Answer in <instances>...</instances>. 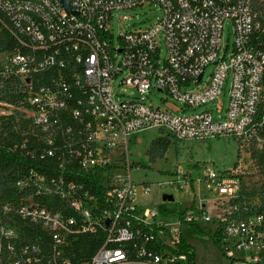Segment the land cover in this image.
Wrapping results in <instances>:
<instances>
[{
  "label": "built area",
  "instance_id": "obj_1",
  "mask_svg": "<svg viewBox=\"0 0 264 264\" xmlns=\"http://www.w3.org/2000/svg\"><path fill=\"white\" fill-rule=\"evenodd\" d=\"M69 3L0 0V137L21 157L17 169L0 167V264H188L178 243L183 225L196 223L215 225L228 264H264V161L206 168V191L166 223L140 203L151 185L133 181L129 157L130 137L153 127L264 149L256 0ZM151 4L161 9L155 22L115 39L114 10ZM228 22L234 42L226 54ZM229 75L224 114L222 104L216 119L211 109L184 112L220 97ZM116 84L136 92L117 99ZM151 89L183 107L148 103ZM182 172L170 179L178 188L198 179ZM97 232L100 246L81 251L80 236Z\"/></svg>",
  "mask_w": 264,
  "mask_h": 264
},
{
  "label": "rangeland",
  "instance_id": "obj_2",
  "mask_svg": "<svg viewBox=\"0 0 264 264\" xmlns=\"http://www.w3.org/2000/svg\"><path fill=\"white\" fill-rule=\"evenodd\" d=\"M262 1L257 0V6ZM160 16L161 9L155 4L114 10L112 31L115 39L121 32L146 27ZM222 42L223 51L226 44H229L226 51V54H229L234 42L231 22L225 25ZM165 53L166 49L163 43V55ZM213 68L214 65L207 68L205 80ZM230 82L231 75L228 76L220 97L196 107H189L184 112L195 113L211 109L216 119L217 106L222 104L221 114H224L229 105ZM135 92L134 87L116 84L113 95L117 99H126ZM147 102L161 107H167V102L174 108L183 107V104L168 92L157 89H151ZM162 137H164V141L154 142L155 139ZM240 146H245V148ZM256 154L254 145H240L232 137H212L204 140L179 139L158 127L148 128L130 137L129 141V157L133 165L132 179L137 183L144 182L151 185L150 192L139 196V201L144 203L145 207L156 212L158 221L166 223H173L180 219L184 209L191 203L193 195L197 198L198 195L206 191V183L199 181L203 180L206 168L210 167L220 171L229 170L238 165L240 161H250L255 158ZM180 166L182 171H186L184 176L190 172L195 178H198L193 180L192 186L187 185L184 189L178 188L170 182L174 176L183 177V172L178 170ZM164 193L173 194L174 199L164 200ZM214 226L212 223L183 225V235L195 249V264H228L214 236L212 230Z\"/></svg>",
  "mask_w": 264,
  "mask_h": 264
},
{
  "label": "trees",
  "instance_id": "obj_3",
  "mask_svg": "<svg viewBox=\"0 0 264 264\" xmlns=\"http://www.w3.org/2000/svg\"><path fill=\"white\" fill-rule=\"evenodd\" d=\"M257 2V0H256ZM256 9L258 10L262 25L264 27V0L262 3L257 6ZM253 43L260 48L264 49V32L258 31L253 37ZM259 115H264V102L260 106ZM1 118V117H0ZM1 126L6 127L4 121H2ZM262 134L264 135V126L262 129ZM164 137L155 139L154 142H161L164 141ZM8 138L7 137H0V167L2 169H17L19 167V163L21 157L15 151H12L8 148ZM257 159L259 161H264V149L257 153ZM8 191H11L10 189ZM102 242V232H97L94 234H83L80 236L78 247L84 253L92 254L101 244ZM179 253L185 254L187 263L188 264H195V249L194 247L188 242L186 237L183 235L180 239L179 243Z\"/></svg>",
  "mask_w": 264,
  "mask_h": 264
},
{
  "label": "water",
  "instance_id": "obj_4",
  "mask_svg": "<svg viewBox=\"0 0 264 264\" xmlns=\"http://www.w3.org/2000/svg\"><path fill=\"white\" fill-rule=\"evenodd\" d=\"M62 4L68 9L70 10V3L69 0H61ZM163 199L164 200H173L174 196L171 193H164L163 194Z\"/></svg>",
  "mask_w": 264,
  "mask_h": 264
}]
</instances>
